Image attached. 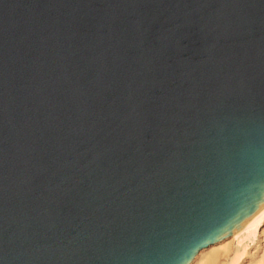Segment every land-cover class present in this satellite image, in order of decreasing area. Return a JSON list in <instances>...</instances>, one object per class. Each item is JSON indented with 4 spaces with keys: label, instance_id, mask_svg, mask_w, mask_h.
Wrapping results in <instances>:
<instances>
[{
    "label": "water",
    "instance_id": "obj_1",
    "mask_svg": "<svg viewBox=\"0 0 264 264\" xmlns=\"http://www.w3.org/2000/svg\"><path fill=\"white\" fill-rule=\"evenodd\" d=\"M264 218V0H0V264H191Z\"/></svg>",
    "mask_w": 264,
    "mask_h": 264
},
{
    "label": "bare ground",
    "instance_id": "obj_2",
    "mask_svg": "<svg viewBox=\"0 0 264 264\" xmlns=\"http://www.w3.org/2000/svg\"><path fill=\"white\" fill-rule=\"evenodd\" d=\"M262 227L264 228V218L259 219L233 235L224 238L221 242L209 245L207 248L202 249L191 264H227V262H230V264H243L244 261L246 262V260L249 259H247L250 254L248 247H250V244H254ZM232 240H236V245L234 247L230 245V241ZM257 258H259V256ZM251 260L249 259V261ZM256 264H259V262Z\"/></svg>",
    "mask_w": 264,
    "mask_h": 264
},
{
    "label": "rangeland",
    "instance_id": "obj_3",
    "mask_svg": "<svg viewBox=\"0 0 264 264\" xmlns=\"http://www.w3.org/2000/svg\"><path fill=\"white\" fill-rule=\"evenodd\" d=\"M264 228L262 227L260 234L258 235V237L256 238V241L254 242V244H250V247H248V249L250 250V254L248 255L247 259L249 258L251 261L246 260V262L244 261L243 264H256L259 262V264H264ZM258 241V242H257ZM233 242V243H232ZM261 245H260V243ZM236 240H232L230 241V245L231 246H235L236 244ZM234 244V245H233ZM256 245V246H255ZM263 246V247H262ZM251 248V249H250ZM263 249V250H261ZM252 250V251H251ZM253 254V255H252ZM233 256V255H232ZM231 256V257H232ZM259 256V258H257ZM255 258V259H254ZM261 259V261H260ZM231 260V259H230ZM229 260V261H230ZM256 260V261H255ZM262 262V263H260ZM227 264H230V262H227Z\"/></svg>",
    "mask_w": 264,
    "mask_h": 264
}]
</instances>
